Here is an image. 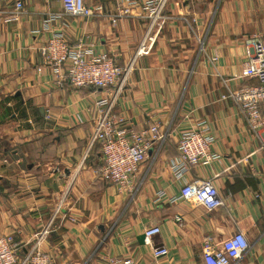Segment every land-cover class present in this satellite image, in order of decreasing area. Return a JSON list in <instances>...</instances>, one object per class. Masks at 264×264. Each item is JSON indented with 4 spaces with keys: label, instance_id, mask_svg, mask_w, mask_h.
I'll list each match as a JSON object with an SVG mask.
<instances>
[{
    "label": "crops",
    "instance_id": "obj_1",
    "mask_svg": "<svg viewBox=\"0 0 264 264\" xmlns=\"http://www.w3.org/2000/svg\"><path fill=\"white\" fill-rule=\"evenodd\" d=\"M17 1L0 0V12ZM86 4L101 14L46 24L49 14L62 11L61 0H26L20 21L5 23L0 15V234L14 236L27 252L62 204L55 231L42 244L57 264H105L109 256L149 264L145 232L154 225L161 228L155 242L169 249L160 264H204V239L219 246L237 231L251 244L245 264H264V148L236 104L220 100L229 89L259 83L237 77L244 40L264 35V0L169 1L165 14L172 20L152 51L136 59L116 106L136 131L157 124L164 139L153 144L132 188L123 192L98 176L101 147L90 146L95 101L105 92L58 83L39 48L62 33L71 44L85 41L94 54L125 67L147 23L113 20L117 0ZM185 20L196 24L190 28ZM200 120L209 122L220 158L179 180L170 167L179 157L178 141ZM209 179L223 208L210 213L171 201L183 184Z\"/></svg>",
    "mask_w": 264,
    "mask_h": 264
},
{
    "label": "built area",
    "instance_id": "obj_2",
    "mask_svg": "<svg viewBox=\"0 0 264 264\" xmlns=\"http://www.w3.org/2000/svg\"><path fill=\"white\" fill-rule=\"evenodd\" d=\"M25 1L18 0L13 8L0 12L5 23L20 21L26 10ZM169 1L117 0L118 12L111 16L113 20L139 17L147 23L146 36L135 58L125 67L117 64L113 57L94 54L92 45L85 41L71 44L62 33L53 34L39 48L45 63L53 69L58 83L64 81L76 89L96 88L105 92L95 101L97 115L93 121L90 146L99 144L101 147L103 165L97 172L98 176L116 185L122 192L132 188L153 144L164 139L157 124L136 131L116 112V106L136 59L152 51L157 35L172 20V17L165 14ZM61 4L62 11L49 14L46 24L64 17L91 19L101 14L99 7L95 9L88 6L86 0H61ZM136 9H139L138 14L134 12ZM185 21L190 28L196 24L194 20ZM244 48V64L237 79H257L259 83L237 90L229 89L220 100L231 99L236 104L249 131L264 148V115L261 111L264 107V35H249L244 40ZM215 143L216 139L207 120H200L185 131L178 141L179 157L170 166L176 178L182 180L191 168L207 167L218 161L220 155L213 149ZM171 201L192 202L210 213L225 205L212 179L183 184L178 197ZM60 205L51 222L34 234V243L23 257L19 255L21 247L15 237L0 234V264H57L53 254L42 249V244L55 231V221L62 210ZM160 235L161 228L157 225L149 227L145 232L152 247V261L149 264H160L161 259L169 254L166 246L155 242ZM250 249L251 244L241 231L223 240L219 246L213 243L211 237H206L203 241L204 264H245ZM105 264H135V260L109 256Z\"/></svg>",
    "mask_w": 264,
    "mask_h": 264
},
{
    "label": "trees",
    "instance_id": "obj_3",
    "mask_svg": "<svg viewBox=\"0 0 264 264\" xmlns=\"http://www.w3.org/2000/svg\"><path fill=\"white\" fill-rule=\"evenodd\" d=\"M96 89V88H95ZM261 111H262V108H261ZM27 252L25 251L24 253L22 252V251H20L19 252V255L21 256V257H23V256H25V254H26Z\"/></svg>",
    "mask_w": 264,
    "mask_h": 264
}]
</instances>
